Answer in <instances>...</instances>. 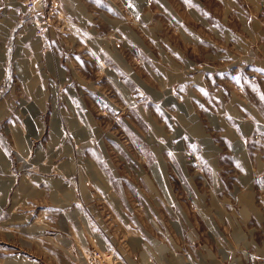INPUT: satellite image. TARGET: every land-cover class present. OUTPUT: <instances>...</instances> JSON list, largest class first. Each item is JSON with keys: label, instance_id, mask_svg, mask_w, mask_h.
<instances>
[{"label": "rangeland", "instance_id": "1", "mask_svg": "<svg viewBox=\"0 0 264 264\" xmlns=\"http://www.w3.org/2000/svg\"><path fill=\"white\" fill-rule=\"evenodd\" d=\"M44 2L0 0V264H264V0Z\"/></svg>", "mask_w": 264, "mask_h": 264}, {"label": "built area", "instance_id": "2", "mask_svg": "<svg viewBox=\"0 0 264 264\" xmlns=\"http://www.w3.org/2000/svg\"><path fill=\"white\" fill-rule=\"evenodd\" d=\"M26 10L33 15H38L43 12L45 8L44 0H26ZM38 34L41 35V30H38Z\"/></svg>", "mask_w": 264, "mask_h": 264}]
</instances>
